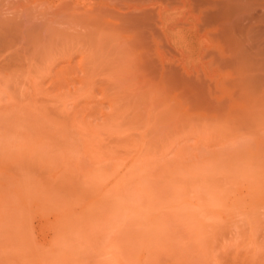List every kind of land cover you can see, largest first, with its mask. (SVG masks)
Listing matches in <instances>:
<instances>
[{
    "label": "rangeland",
    "instance_id": "rangeland-1",
    "mask_svg": "<svg viewBox=\"0 0 264 264\" xmlns=\"http://www.w3.org/2000/svg\"><path fill=\"white\" fill-rule=\"evenodd\" d=\"M15 1L0 6V264H264L263 19L244 66L220 28H200L208 88L161 83L130 34L98 21L76 41L113 84L89 90L63 59L79 30Z\"/></svg>",
    "mask_w": 264,
    "mask_h": 264
},
{
    "label": "bare ground",
    "instance_id": "bare-ground-1",
    "mask_svg": "<svg viewBox=\"0 0 264 264\" xmlns=\"http://www.w3.org/2000/svg\"><path fill=\"white\" fill-rule=\"evenodd\" d=\"M1 1L2 2H0L1 3L0 6L3 5V7L5 6L4 3L5 4L7 3L8 5H10V3L12 5H15L14 2H16L15 0L13 1V3L11 0H4V1L1 0ZM5 1H7V2H5ZM17 1H18L19 5L21 4L22 1L25 2L24 0H21V1L17 0ZM27 1L28 0H26V2H25L26 6L30 3H31L30 4L31 6H34V4H36L35 5L36 7H34V8H36V12L38 11L36 14V17L38 15V18H40L39 17V14H40L39 10L41 8H42V10L44 9V11H41V10L40 11L44 12V14L46 13L49 16V18H48L49 20L45 21L48 16L42 17V15H44V14L43 13L40 14L42 19L44 18L43 19V21L45 22L44 25H46V23L48 24L49 22H50V24H51V22L55 23V24H59L61 27L66 25L64 27L65 28L64 30L66 32L63 30V32L65 33V37H67V35H68L66 28H70L71 29V30L69 29L70 31H72L73 30L72 28H74L75 32L77 30H79V32L77 31L78 33L76 32L78 36H76L75 41L77 39L79 40V38H82V37H83L82 38V40H83L84 37L87 36V35H85V34H87V32H86L87 28L88 29L93 28V27L89 28L91 25L94 26L95 34H94L93 30H90V31L88 30V31L89 32L93 31V34L95 36H97L96 33L100 34L99 32H97V29L95 27V23L97 22L96 24H98V21H100V23L106 24V25H102V26H106V27L108 26L109 28H111V30L113 29V30L117 31L118 33L122 32V35H123V33H128L127 35L130 34L131 41L137 43V46H138L137 49H139V50H137V51H139L138 57L142 59L143 63L144 62L146 63V64L144 63L146 66H149L148 69L153 68L155 71H158L159 77H160L159 79H161L160 80L161 83L166 84V82H167V84L170 85L172 88H174V87L179 88L180 86L187 87L189 85L193 86L195 84H196L197 88L211 87V80L208 79V77H207V80H205V78H204L205 74L203 72L207 73V68H205V66H203V68L205 70L203 69V72L201 71V73L198 70L199 64L197 63V61L201 60L200 56L202 54V52H201L202 47L197 50L195 47V44L200 39V36H199L200 35V28H203V30H204L207 26H210L212 24L214 26H216V28H215L216 31H217V29L220 28L221 29L220 30V32H221L220 37H222V36L223 37L220 38V37H218L219 34L216 35L217 33H220L218 31H217V33L215 32V36H217V39L220 38V39H224V41H226L225 43L222 41H220V42H222L224 44L230 43L229 45L232 46V44H233L235 46V47L233 46L235 49V50L233 49L234 51L232 52L233 56L237 57L238 60H240L242 58L244 60V62L242 63L244 66V63H246L245 60L247 58H249V57L245 58L246 51L244 48V43L248 44V42H249L248 39L252 40V38L255 36V34L258 35V33L255 31L260 26L258 27L257 24L259 23V25H260V21H262L261 19H263V21H264V7H263V14L260 16H256L254 14L255 15V17H254V15H253L254 12L252 13L253 8H251V6H250V4L252 3V0H96L98 2L95 1L96 3L93 2V4H92V0H90L91 2L89 0H56V2H55V0H32V2H31V0H29L28 2ZM7 4H6V6H7ZM18 4H16V5H18ZM25 4L23 6V3H22V6L25 7ZM12 5H11V7L13 9L15 6H12ZM31 6H29V7H30V11L32 12V10H34V9L31 10ZM23 7H21V10ZM29 7H27V8L29 9ZM182 7H183L184 11L180 10ZM252 7H254V6H252ZM8 8H10V7L8 6ZM8 8L6 11L9 10L10 13H12V12L14 13V11H12L11 9H8ZM19 8L17 7V10ZM37 8H38V10H37ZM250 10H251V12H250ZM18 11H16V13ZM20 11H19V13H20ZM0 13H1V11H0ZM237 13H238V15H237ZM257 13H258V11H257ZM31 15H32V13H31ZM34 15H32V16L34 17ZM236 15L238 16V18L237 17L235 18ZM13 16H18V15H16L14 13ZM32 16H31V18H33ZM2 17H4V16H2ZM11 17H12V14H11ZM11 17L9 16V18H11ZM21 17H22V15H21ZM6 18H7V16L4 19H6ZM38 18H36V21L40 22V20L39 21L37 20ZM17 19H19V18H17ZM14 20H16L15 17H13V21ZM70 20L72 21V23ZM43 23H42V25H43ZM69 23H70V25L72 24V27H70V26L68 27ZM40 25L39 24L37 25V23H36V26H40ZM44 25H43V28L45 27ZM59 25H57V26H59ZM60 26L58 29H60ZM217 26H218V28H217ZM261 26L264 27V25H261ZM49 27H50V25H49ZM263 27L261 28V30H263ZM77 28H79V29H77ZM12 30H9V31H12ZM44 30H45V28H44ZM103 30L104 29H102V32H104V34L102 33L103 35H101V36L99 35L98 36L99 38L100 37L104 38L102 36H104L107 31H103ZM23 31H24V29H23ZM39 31H41V30H39ZM45 31H47V30H45ZM55 31H54V33H55ZM17 33H18V31H17ZM49 33H50V31H49ZM64 33H62V34H64ZM118 33L115 34L116 37H117ZM260 33H262V32H260ZM10 34H9V36H10ZM59 34H60V36H62L61 33H58L57 35L59 36ZM91 34L92 33L89 34L88 40L90 39V37L91 38L94 37L95 39H97L93 34H92V36H90ZM206 34L209 35V37H212V38H210L211 40L213 39V36H211V31H209V33L207 31ZM21 36L23 37V35H21ZM42 36H44V35H42ZM54 36H53V38H54ZM69 36L70 35H68V37ZM71 36H73V35H71ZM106 36H107V34H106ZM12 37H14V36H12ZM39 37H40V35H39ZM59 37H58V39H59ZM209 37H208V41H209ZM94 38H92V39H94ZM255 38H253L254 41H255ZM120 39H122V38H120ZM44 40H46V39L44 38ZM62 40H63V38H62ZM80 40H79V42H80ZM86 40H87V37L83 41L86 43L90 42V40L89 41H86ZM98 40H96L97 41L96 44L98 43ZM102 40H99L100 44L102 43L103 45H107V43L104 44V42H102ZM123 40H124V38H123ZM123 40H122L123 43L128 41V40H126V41H123ZM41 41H43V40H41ZM41 41H39V42L41 43ZM110 41L111 40H109V43H111ZM256 41L258 43L259 39ZM48 42H49V40H48ZM77 42L78 41H76V43L72 42L73 45H72V47L70 46L71 49H69L67 47L69 50L65 48V45L63 46L65 48V51L66 50L70 51V52L65 53L67 55H64V51L62 50L64 58L62 57L63 55L61 57L64 59L65 64H66V62L70 63V64H75V66L74 65L73 66L75 68L79 69L78 71L76 69V71L80 72V74L81 73L83 74V75H80L79 83L82 86L84 85L83 86L84 88L87 87V88H90L89 90H91V89L95 88V86L104 85L106 87L105 84H108L107 80H106V83L104 82L105 84H103V81H105L104 79L99 80L100 82L98 80H96L99 83L96 82L94 80V78H95L94 70H92L94 73H91V71H90L91 68H93V66L96 65V64H94L93 66H90L91 63L88 62L89 58H86V57H88V53H85V52H89L88 50L90 47L88 48V46L90 43L87 44L88 46L86 47L83 45L84 43L82 41H81L82 45L80 44L81 46H79V44H77ZM231 42H232V44H231ZM33 43H34V41H33ZM121 43H119V44H121ZM74 44H76V46ZM126 44H125V46H126ZM250 44L251 43H249V45ZM258 44L262 45L263 43L261 41V43L259 42ZM97 45H99V43ZM254 45H255V43H254ZM254 45L251 44L252 47H254ZM56 47H57V45H56ZM98 47H100V46H98ZM120 48H118V49H120ZM134 48H135V46H134ZM55 49H57V48H55ZM94 49L95 48H93V51H92L93 53H91V52L89 53L90 55L94 54ZM255 49H257V48H255ZM27 50L29 51V49H27ZM54 50H53V52H54ZM97 51H95V52H97ZM55 52L58 53L57 51H55ZM222 52H219L221 57H223L222 60L227 61L228 57H226L224 54L225 50ZM34 53H35V51H34ZM97 53L102 54L101 51L97 52ZM97 53H96V55L94 54L92 56L101 57L100 54L97 55ZM124 54H125V52H124ZM56 55H58V54H56ZM85 55H87V56H85ZM220 55H219V57H220ZM102 56H104V55H102ZM117 56H119V55H117ZM204 56L207 57L210 55H204ZM78 58H80V59L78 60ZM90 58H91V60H89V61L91 62L92 59H94L93 61H95L96 57H94V58L90 57ZM251 58H252V55H251ZM261 59H263V58H261ZM86 60L90 64L88 67H87L88 64H87ZM248 60H250V59H248ZM61 61H63V60H61ZM138 61H141V60H138ZM58 62H59V60L56 61V64L55 65L53 64L52 67L55 66V68H56V65L58 66V64H57ZM61 63H63V62H61ZM139 65H141V64H139ZM256 66H257V64H256ZM55 68H54V70H55ZM71 68L73 69V67L70 66V70H71ZM65 69H67V68H65ZM144 69L146 70L147 68H144ZM57 70H58V68H57ZM57 70H55V71H57ZM59 70L62 71L63 68H62V70L61 69H59ZM99 71H100V69H99ZM50 72L51 71H49L48 73H50ZM70 73H71V71H70ZM139 73L141 74V71ZM58 74L60 75V77L63 75V73L61 74V72H59ZM58 74L56 77L53 76V78H56V80H59V79H57V77H59ZM65 76H67L66 73H65ZM78 76H79V74H78ZM97 76L98 75H96V77ZM47 77H49V76H47ZM62 77L64 78V76H62ZM92 77H93V79H92ZM143 77H144V75H143ZM146 77L147 76H145V78ZM148 77H149V75H148ZM77 80H78V78H77ZM109 81H111V80H109ZM145 81H147V83H148V80L145 79ZM143 82H144V80H143ZM39 84H40V82H39ZM112 84L113 83H111L110 85L112 86ZM212 84L215 85V82L214 83L212 82ZM110 85L108 84L107 87L110 88ZM37 86H39V85H37ZM154 87H156V86H154ZM99 88H101V87H99ZM147 88H149V87H147ZM88 97H89V95H88ZM105 99H106V96H105ZM105 99H104V101H105ZM107 99H108V103L110 104V107H112L111 109H113L114 108V102L113 101H115V100H113V99L109 100V98H107ZM107 99H106V101H107ZM104 113H105V115L104 114H102V115H103V117H106L105 118L106 120L110 121V119L113 118L112 119L113 122L115 121L114 120L115 117L113 116V114H115L114 111H113V114L112 113L107 114L108 112L107 113L104 112ZM103 117H101V118H103ZM116 117H118V116H116ZM99 119H100V117H99Z\"/></svg>",
    "mask_w": 264,
    "mask_h": 264
}]
</instances>
